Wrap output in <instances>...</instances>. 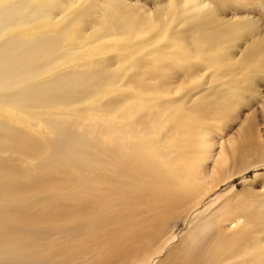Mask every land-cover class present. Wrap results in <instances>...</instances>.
Returning <instances> with one entry per match:
<instances>
[{
    "label": "bare ground",
    "instance_id": "obj_1",
    "mask_svg": "<svg viewBox=\"0 0 264 264\" xmlns=\"http://www.w3.org/2000/svg\"><path fill=\"white\" fill-rule=\"evenodd\" d=\"M262 167L264 0H0V264H264Z\"/></svg>",
    "mask_w": 264,
    "mask_h": 264
},
{
    "label": "rangeland",
    "instance_id": "obj_2",
    "mask_svg": "<svg viewBox=\"0 0 264 264\" xmlns=\"http://www.w3.org/2000/svg\"><path fill=\"white\" fill-rule=\"evenodd\" d=\"M257 171L264 173V167L260 168L259 170L251 169L246 173L234 176L229 180L228 185L222 187V191H225L231 184L235 185V188L239 190L243 188L258 191L262 188L264 189V176H256L255 173ZM180 228H184V226H180Z\"/></svg>",
    "mask_w": 264,
    "mask_h": 264
}]
</instances>
